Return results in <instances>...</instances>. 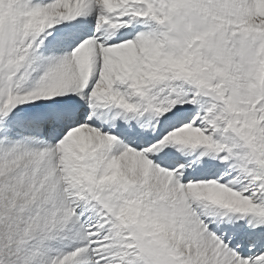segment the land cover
<instances>
[{
	"label": "snow or ice",
	"instance_id": "obj_1",
	"mask_svg": "<svg viewBox=\"0 0 264 264\" xmlns=\"http://www.w3.org/2000/svg\"><path fill=\"white\" fill-rule=\"evenodd\" d=\"M0 264H264V0H0Z\"/></svg>",
	"mask_w": 264,
	"mask_h": 264
}]
</instances>
